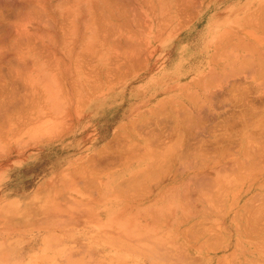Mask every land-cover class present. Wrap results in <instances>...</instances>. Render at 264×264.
<instances>
[{"label": "crops", "instance_id": "0c3cea01", "mask_svg": "<svg viewBox=\"0 0 264 264\" xmlns=\"http://www.w3.org/2000/svg\"><path fill=\"white\" fill-rule=\"evenodd\" d=\"M93 1L86 0L84 7L79 13V18L72 24L73 30L70 27V29L64 30L66 33H61L62 38L63 34H66L64 35L65 39L69 37L66 42L59 35L55 37L56 40L54 39L52 44L50 43L49 48L56 51L55 53L54 51L52 53L48 52V48L46 51V53L48 52V58L45 57L46 54H43L44 56L41 55L45 52L36 54L34 66L35 83L30 84V88H28L29 84H23L22 81L15 86L14 91H8L6 86L0 85V92L3 90L0 93V106L3 104L0 109V264H57L52 259L58 250L44 245V236L47 235L44 229H36L34 232L28 233H23L22 229L24 227L25 229L33 228L35 222L38 221L39 205H46L47 210L53 212L55 208L59 207L63 210L68 208L71 211H75L82 204L90 206L98 216L88 224H71L67 228L73 235H78L84 243L91 242V239L87 237L89 234L100 237V241L93 243V250L101 252L105 259L98 264H152V261L148 258L149 247L155 242H159L165 248L179 250L185 248L194 255L200 254L206 260V264H264V145L262 143L264 142V133L261 128H257L264 124V118L260 115V110L264 108V101L257 97L243 100L228 99L229 94L233 93L258 94L264 92V83H262L264 82L262 81L264 79V72L262 73L264 65H261L263 63L255 66L257 68L258 65H261L263 67L261 71L255 67H252L256 69L254 71L249 68V62L253 63L252 66H254V61H261L260 57L255 59L257 54L258 56L261 54L262 57L264 54V14L262 15V11L264 13V0H198V3L196 2L197 0H188L190 3H186L188 6L189 4L191 5L190 9L194 12L185 7V10L189 9L187 14L190 17H188L185 14L184 7L181 8L183 9L182 13L185 11L186 18L181 17L182 13L178 8L186 6L185 2L182 5L184 0H181L180 4L182 6H177L178 2H180L179 0H175L176 2L174 0H149L150 2L147 0L149 5H153L151 10L148 3L144 2V0H132L133 2L130 0H125V2L124 0H119L123 5L119 1L113 4V0H111V3L109 0H105L103 3V0H96V3L94 2L96 9L93 6ZM130 2L131 8H136L131 9L129 6V11L127 7ZM117 4H121L122 8L125 7L124 10ZM145 5L146 7H144ZM100 6L101 11L98 10ZM110 8L116 19L113 16L111 17L112 14H109ZM91 9H93L94 13H92ZM131 10L135 11V14ZM137 11L140 13L138 14ZM72 13L70 12V14ZM105 13L108 15L106 16ZM131 13H133L135 20H129V16H131L130 19L132 18ZM83 14L86 15L83 17ZM103 14L107 19L109 18L104 25H102L105 21ZM75 16L76 14L73 13L69 18L74 19ZM161 16H164L167 21L163 22V19L159 18ZM191 16L195 18L192 19ZM80 17L84 19V22L86 21L85 19H88L85 25ZM92 17L96 20L94 21ZM90 18L96 24L93 22V25H91L92 20ZM182 18L187 19L186 23L183 22L184 20L181 21ZM258 18L259 21H257ZM137 19H140L137 21L138 23L134 22ZM124 20H126V23ZM128 20L129 23L134 22L135 24L130 23V26V24H127ZM141 20L144 25L146 24L145 26L142 25L145 30L141 26L143 32L140 27L137 28ZM102 21L103 23H101ZM110 21H115V23ZM116 21L121 24L118 23V26ZM108 22L111 23L113 31L116 30V26L119 31L123 28L128 30L130 27V31H123V29L119 32L117 29L118 32L114 33L115 31L113 32L109 28ZM99 24L100 26L97 27L98 34L101 32L105 37L96 33L98 37H103V40L98 38L102 42L98 39L95 42L96 36H94L95 38L93 37V30ZM113 24H116V26L113 27ZM126 24L128 25L127 28ZM105 25L106 27L104 28H108V31L104 32L102 26ZM123 25L126 26L123 27ZM77 26L78 28H76ZM146 26L148 27V32L146 31ZM188 26L191 28L189 29ZM91 27L93 30L90 29ZM98 28H101L102 31ZM81 29L83 30L81 31ZM131 30H135L133 33L136 32V36ZM69 31L70 34H68ZM98 31L95 30L94 32ZM137 32L138 35L140 34V38H138L139 36L137 37ZM109 33H111L112 37L120 39V41H116L115 38H113L115 40H111L112 37H109ZM118 33H124V36ZM107 34L109 35L107 36ZM125 34L128 36H125ZM154 34L155 36H153ZM125 37L130 38L131 43L129 40L128 43ZM143 37L146 38L147 42ZM72 38L74 39L73 42ZM125 40L128 43L127 47L125 46L127 45ZM91 41H94V44L90 43ZM104 41L105 43H103ZM107 41H109L108 44H106ZM123 41L125 45H123ZM137 41L138 43H136ZM139 41L147 43V49L146 45L143 47L144 44L142 45ZM119 43L122 45L120 46ZM92 45H94V48H92ZM102 45L103 47L107 45V48L104 50ZM114 45L120 47L121 51H123V46H125L126 51L124 52L128 51L129 53L127 56L136 57H133L131 61L137 60L134 62L135 64L137 62L141 63H139L140 66L138 64L140 70L139 68H134V63L132 64L126 58L124 52L120 54L119 52L121 51L118 48L116 51V47H113ZM133 45H137V48L136 46L135 48L138 51L136 49L135 51L140 52V56L129 51V49L132 50L129 48L131 46L134 49ZM243 45L246 47H242ZM108 46L115 51L113 52V49ZM87 47L91 48L87 49ZM222 47H224V50ZM252 47L257 48V50L254 51L255 49L253 48V50ZM94 49L98 52L95 53ZM249 49L253 52V56H251ZM84 50L89 51L85 52ZM260 50L263 51L259 54ZM75 51L77 53L83 51L82 53L86 54L82 55L80 53V56L78 54L79 57L76 58ZM141 51H143L142 55L145 52L144 57L141 56ZM203 51L205 54H203ZM112 52L113 60L117 56H121V58H119L120 61L116 59L114 61L115 64L112 63L111 66H120L121 63L119 64V62L124 58L126 59L122 61L126 62L119 67L122 71L119 69L120 71L116 72L118 67L116 68L117 70L113 68L115 71L112 70V72H116L117 75H115L116 73L112 75L113 73L109 72L110 69L108 73L105 70L110 68L109 63L112 60V55H109V53L111 54ZM116 52L120 55L116 54L117 56H115ZM130 52L132 53L131 55ZM221 52H223L222 55H220ZM226 53L228 58H226L227 56L223 58ZM230 53H233V55H230ZM52 54H56L57 57L62 59L58 60L56 55L52 56ZM84 55L85 57L89 56L84 58ZM54 56L57 59H54ZM81 56L83 60L79 61ZM140 57H143L145 61H140L142 59ZM243 57L247 59H243ZM45 59L46 61L49 59L51 62L48 63ZM76 59L78 65L76 64ZM86 59L93 62L92 65L97 69L94 71L95 73L92 71L94 67H91L92 65H89V61H86ZM241 61H247L249 64L245 62L244 68L239 69L241 65L238 62ZM82 62L85 63L83 69L80 67L83 65ZM228 62H231V64L229 63L228 65ZM259 62L257 61V63ZM51 63L55 65L52 64V66L54 65L53 67L48 66ZM128 63L130 67H128ZM123 65L126 66L123 67L125 70L122 68ZM51 67L54 69L53 72L55 74L51 71ZM84 67L88 68V72ZM126 70L127 73L125 72ZM221 70H225L226 76L229 75V77H225L224 71L222 72ZM226 70H230L232 73L230 71L228 73ZM83 71L86 72L84 73ZM255 71L256 73L260 71L261 74H256ZM5 72L6 67L3 68V73ZM211 73H214V77L210 76ZM105 74H109V77H106ZM259 75H263V78ZM56 77H60V79ZM71 80H74L75 85L74 82L72 84ZM96 80L97 82H95ZM209 81L211 82L209 83ZM212 82H214L213 85H211ZM78 84L79 87L77 86ZM72 86L75 87V90ZM32 87L36 89L33 88L32 90ZM209 90L213 91L209 92ZM41 91L45 97L41 94ZM8 92L12 94H10L11 97ZM33 92H37L36 95ZM213 93L215 95L211 96ZM40 96L43 97L40 98ZM190 96H193L194 99H191ZM208 97H210V101ZM195 99L198 103L200 101L199 104L201 106L204 104L205 107H199L197 102L194 101ZM5 103H7L8 107L4 106ZM10 103L14 104L10 106ZM196 105L204 110L201 112L202 109H200V112H197L200 115L202 113V117H200L202 121L199 120L200 122H198L200 115L196 113L197 108H194ZM179 107L182 110H178ZM184 108L185 110H191L190 114L187 111V114L185 111L184 114ZM178 111L179 113L182 111L181 113L185 116L181 115V113L180 115L184 119L178 115ZM197 111L199 110L197 109ZM191 113L195 114L194 118L196 119L192 118L193 114L192 117L189 116ZM19 123L21 125L18 127ZM179 129L183 133H180L181 131L178 133ZM249 140H253L255 143L251 144L248 142ZM181 142L183 145L180 144ZM173 145H176V147ZM164 148L172 149L173 152ZM159 149L161 152L158 151ZM162 150L164 151L162 152ZM174 151L176 154L181 153L177 154L176 157ZM188 153L190 154L188 155ZM182 155L185 159L181 157ZM193 155L197 159L194 164H192L195 161ZM174 157H176V160H174ZM186 157H189L190 160ZM167 158L172 166L167 163ZM182 159L189 164V166L188 164L185 165L186 169L184 168L185 163H179ZM192 159L193 162H191ZM199 159H204V164L203 166L201 165L202 169L197 167V165L200 166L202 164ZM150 161L153 163L151 164ZM154 161H160L161 165L163 163L162 167L164 168ZM118 162L122 163L119 165ZM165 164L169 167L167 168ZM190 164H192V167H190ZM155 166H157V169ZM187 166L190 169H187ZM143 167L147 169L146 171L144 170L145 175L144 171L141 172ZM139 168L141 174L138 171ZM178 169H180V173ZM151 170H156L159 174L153 172L156 177L159 176L155 180L159 184H154L156 183L154 181L155 175H152L153 179L146 178L150 175L146 174L148 171L150 173ZM135 171H138V173ZM163 171H166L167 174H165L167 176L165 182V177L164 175L162 176ZM196 172H201L202 174L199 173V175ZM175 174L178 175L176 176ZM189 174L194 182L187 183ZM196 174L199 177L203 175L204 178L200 177L198 179L199 177ZM219 178L225 179L224 182H220L222 180H219ZM161 179L162 181L160 182L159 180ZM185 179H187V182L184 181ZM136 180L137 183H135ZM131 182L133 184H141V188L137 185L132 187ZM149 182H151V185H149ZM117 183H119V187L123 185L125 188L122 186L119 188ZM125 183L130 184V186L125 185ZM175 183L178 187L176 185L170 186V184ZM186 183L187 185H184ZM146 184L148 192L145 188L147 187ZM173 186L175 189L170 190L173 191L170 192L169 188L172 189ZM183 186L184 189L185 186L186 188L190 186V188L187 189L188 191H183ZM132 189L134 195L130 192ZM137 189L141 191L139 194ZM164 189L167 191L165 192V196L168 195L166 197L163 196ZM150 191H153V193L151 192L150 194ZM159 192H163V194L160 193V195ZM135 193H137L136 197ZM192 193L194 194L191 195ZM174 194H177V196L174 197ZM205 194L208 197H205ZM143 195L145 198H143ZM189 195H191L190 198ZM159 198L161 199L159 200ZM207 198L210 200L207 201ZM189 199L191 200L190 202ZM183 202L185 204H181ZM171 207H173L172 210ZM162 213L168 215V218L165 214L163 216ZM58 232L60 234V231ZM103 235L121 238L122 245L120 249L106 238H102L101 236ZM23 237H26L25 240H23ZM74 251L77 250L73 247L70 248L67 251L69 252L68 257L61 264H82L81 259L83 257L80 254L74 255Z\"/></svg>", "mask_w": 264, "mask_h": 264}, {"label": "bare ground", "instance_id": "6f19581e", "mask_svg": "<svg viewBox=\"0 0 264 264\" xmlns=\"http://www.w3.org/2000/svg\"><path fill=\"white\" fill-rule=\"evenodd\" d=\"M91 1H93V0H91ZM104 1H105V0H103L102 3H103ZM109 1H110V3L112 2L111 0H109ZM116 1L118 2L119 0H113L112 3L114 4V2H116ZM126 1H128V0H126ZM130 1H132V0H130ZM148 1H149V0H148ZM150 1H151V0H150ZM150 1H149V2H150ZM177 1H178V0H177ZM179 1H180V2H178L179 4H177V6H178V5H179V6H182L184 2H185V5H186V6L178 7V8L181 10V11H180V10L178 9L181 13H182V11H183V9H181V8L184 7V10H185L186 8H189V9L191 8V7H190L191 5L189 4V6H188L187 3H186V2H188V0H187V1H186V0L182 1V5L180 4V3H181V0H179ZM210 1H211V0H210ZM94 2L96 3V0H94L92 3L94 4ZM100 2H101V1H100ZM119 2H120V1H119ZM124 2H125V0H124ZM132 2H133V1H132ZM140 2H141V1H140ZM144 2L148 3V5H149V2H147V0H144ZM174 2H176V1L174 0ZM196 2L198 3V0H197ZM199 2H200V1H199ZM85 3H86V0H0V78H1V79H0V82L2 81V86H4V87L6 86V89H8L9 91H12V90L14 91V90H15V89H14L15 86L19 83V79H20L19 77H20V76L23 77V76L25 75V73H26V71H27L26 69L28 68L26 62H27L29 59H28L27 57L24 58V56H23V54H24V53H22V50H23V49L21 50V47L23 46V44H24V43L26 44V43H28V42H31V41L34 40V39H38V40L40 39L41 41H43V43H44V41H48V40H53V41H54L55 37H58L59 35L61 36V33H62V32H60V29H61V28L66 24V22L70 19V18L67 19V17H69L70 15H73V13H75V14H76L75 18H74V19H70V21L68 22V24H66V25H68V26L71 24L70 27H71V29H72V24H74V22L77 21V19L79 18V15H80L79 13H80L82 7H84ZM92 3H91V4H92ZM110 3H109V4H110ZM120 3L123 5L122 2H120ZM127 3H128V2H127ZM135 3H137V2H135ZM146 3H145V4H146ZM160 3H161V2H160ZM188 3H190V2H188ZM207 3H208V2H207ZM210 3H211V2H210ZM97 4H99V3H97ZM97 4H96V6H97ZM105 4H106V3H105ZM121 4H120V5L117 4V5L121 7ZM152 4H153V3H152ZM158 4H159V2H158ZM175 4H176V3H175ZM175 4H174V5H175ZM193 4H194V3H193ZM99 5H100V4H99ZM106 5L108 6V4H106ZM106 5H105V6H106ZM126 5H128V4H126ZM130 5H131V2L129 3V5H128V7H127V9H129V11H130V8H131ZM132 5L134 6V4H132ZM150 5H151V4H150ZM150 5H149V7H150V10H151V9L153 8V5H151V6H150ZM161 5H162V4H161ZM161 5H160V6H161ZM163 5H164V4H163ZM93 6H94V8L96 9L95 4H94ZM103 6H104V5H103ZM112 6H113V5H112ZM124 6H125V5H124ZM129 6H130V8H129ZM158 6H159V5H158ZM158 6H157V7H158ZM187 6H188V7H187ZM209 6H210V5H209ZM91 7H92V6H91ZM97 7H99V6H97ZM109 7H110V6H109ZM109 7H108V8H109ZM114 7H117V6H114ZM120 7H118V8H120ZM122 7H123V6H122ZM122 7H121V8H122ZM144 7H146V5H145ZM154 7H155V6H154ZM185 7H186V8H185ZM104 8H105V7H104ZM121 8H120V10H121ZM124 8H125V7H124ZM124 8H122V9L124 10ZM134 8H136V7H134ZM134 8H131V9H134ZM161 8H162V6H161ZM192 8H193V7H192ZM197 8H198V7H197ZM199 8H200V7H199ZM115 9H117V8H115ZM115 9H114V10H115ZM147 9H148V8H147ZM176 9H177V7H176ZM189 9H187V10H189ZM202 9H203V8H202ZM211 9H212V8H211ZM211 9H210V10H211ZM261 9H262V8H261ZM69 10H70V11H69ZM92 10H93V9H91V11H92ZM98 10L101 11V6H100V9H98ZM98 10H97V11H98ZM106 10H107V8H106ZM120 10H119V12H120ZM136 10H137V9H136ZM156 10H157V9H156ZM178 10H177V12H178ZM187 10H185L186 13H185V11H184L185 14H187V13L189 12V11L187 12ZM259 10H260V9H259ZM95 11H96V10H95ZM99 11H98V12H99ZM107 11H108V10H107ZM125 11H127V10L125 9ZM132 11H133V10H131V12H132ZM139 11H140V10H139ZM139 11H137L138 14L140 13ZM190 11H191V9H190ZM203 11L205 12V10H203ZM67 12H71V13L73 12V13L70 14L69 16H67ZM102 12H103V11H102ZM111 12H112V11H111V8H110V13H109V14H110V15L112 14L111 17L113 16V17H115V19H116V16H114V13H111ZM137 12H136V13H137ZM156 12H157V11H156ZM171 12H172V11H171ZM191 12H194V11L192 10ZM208 12H209V11H208ZM256 12H257V11H256ZM90 13H91V12H90ZM92 13H94V12L92 11ZM92 13H91V15H92ZM96 13H97V12H96ZM96 13H95V15H96ZM120 13H121V12H120ZM120 13H119V14H120ZM123 13H124V12H123ZM133 13L135 14V11H133ZM133 13H131V15H132ZM150 13H151V12H150ZM150 13H149V14H150ZM153 13H154V12H153ZM184 13H182V16H181L180 14H179V15H180L181 17H183V18H186L188 14L185 15ZM200 13H201V12H200ZM65 14H66V15H65ZM68 14H69V13H68ZM99 14H101V12H99ZM105 14H106V13H105ZM125 14H126V13H125ZM125 14H123V15H125ZM158 14H159V13H158ZM160 14H161V13H160ZM166 14H167V13H166ZM194 14H195V13H194ZM253 14H254V13H253ZM260 14H261V13L259 12V15H260ZM263 14H264V13H263V11H262V15H263ZM85 15H86V14H85ZM85 15L83 14V17H84ZM101 15H102V14H101ZM107 15H108V14H106V16H107ZM120 15H121V14H120ZM123 15H122V16H123ZM127 15H128V14H127ZM129 15H130V14H129ZM142 15H143V13H142ZM168 15H169V14H168ZM168 15H167V16H168ZM175 15H176V14H175ZM183 15H184L185 17H184ZM195 15H196V14H195ZM195 15H194V16H195ZM259 15H258V17L261 16V15H260V16H259ZM66 16H67V17H66ZM92 16H93V15H92ZM103 16H104V14H103ZM106 16L103 17V18H105V21H104V23H103V21L101 22V23H103L102 25H104L105 22H107V20H109V18L107 19ZM122 16H121V17H122ZM133 16H134V15H132V18H131V19H130L131 16H129V17H128L129 20L134 19L135 17L133 18ZM137 16H138V15H137ZM137 16H136V17H137ZM140 16H141V14H140ZM143 16L145 17V15H143ZM146 16H147V15H146ZM152 16H153V15H152ZM157 16H158V15H157ZM180 16H179V17H180ZM197 16H198V15H197ZM89 17H90V15L88 16V19H89ZM125 17H126V16H125ZM141 17H142V16H141ZM147 17H148V16H147ZM175 17H176V16H175ZM188 17H190V16L188 15ZM86 18H87V17H86ZM92 18H94V17H92ZM128 18H127V19H128ZM137 18H138V17H137ZM142 18H143V17H142ZM153 18H154V17H153ZM153 18H152V19H153ZM157 18H158V17H157ZM159 18H160V19H163V20H162L163 22H164V21H167V19H166L164 16H161V17H159ZM183 18L181 19V21L184 20L183 22L186 23L185 21H186L187 19H183ZM191 18L193 19V18H195V17H192V16H191ZM80 19H82V18L80 17ZM88 19H85V20L88 21ZM90 19H91V18H90ZM97 19L99 20V18H97ZM143 19H144V18H143ZM143 19H142V20H143ZM145 19L147 20V18H145ZM148 19H149V18H148ZM160 19H159V20H160ZM165 19H166V20H165ZM203 19H204V18H203ZM250 19H251V18H250ZM260 19H261V17H260ZM91 20H92V19H91ZM95 20H96V19L94 18V21H95ZM129 20H128V23H127V24L137 22V21L140 20V19H137L136 21H134V20H135V19H134V20H133L134 22H130V23H129ZM142 20H141L140 24L142 23ZM154 20H155V19H154ZM256 20H257V19H256ZM86 21H85V22H86ZM89 21H90V20H89ZM94 21L92 20V22H91L92 24H91V23H88V24L93 25V22H94ZM99 21H100V20H99ZM144 21H145V20H144ZM144 21H143V22H144ZM192 21H193V20H192ZM201 21H202V20H201ZM252 21H253V20H252ZM257 21H259V18H258ZM82 22L84 23V25L87 23V22H86V23L84 22V19H82ZM110 22H112V21H110ZM110 22H108L109 25L111 24ZM113 22L115 23V21H113ZM113 22H112V23H113ZM122 22H123V21H122ZM124 22L126 23V20H124ZM148 22H149V20H148ZM177 22H178V21H177ZM190 22H191V21H190ZM69 23H70V24H69ZM80 23H81V22H80ZM94 23L96 24V22H94ZM118 23L121 24L120 22H117V21H116V24H118ZM137 23H138V22H137ZM145 23H146V22H145ZM157 23H158V22H157ZM157 23H156V24H157ZM178 23H179V22H178ZM81 24H82V23H81ZM97 24H98V21H97ZM108 24L106 23V25H108ZM116 24H113L114 26H113V25H112V26L115 27ZM119 24H118V26H119ZM127 24H126V25H127ZM134 24H135V23H134ZM134 24H133V25H134ZM140 24H139V26H138L137 28L140 27V30H141V26L144 25V24H143V23H142L141 25H140ZM161 24H162V23H161ZM84 25H83V26H84ZM106 25H105V26H102V29H103L104 27H106ZM126 25H123V27H125ZM136 25H137V24H136ZM145 25H146V24H145ZM145 25H144V26H145ZM94 26H95V25H94ZM99 26H100V24H99V25H96V27H95V30H96V31H98V30H97V27H99ZM120 26H122V25H120ZM130 26H131V24H130ZM144 26H142L143 29H144ZM160 26H162V25H160ZM183 26H184V25H183ZM185 26H186V24H185ZM50 27H52V28H53V27H59L60 29L58 28V29H59L58 31L55 29V31L53 32V35H52V34H51L52 32H49V31H48V28H50ZM66 27H67V26H66ZM81 27H82V25H81ZM113 27H112V28H113ZM127 27H128V25L126 26V28H127ZM154 27H155V26H154ZM188 27H189V26H188ZM67 28H68V27H67ZM67 28H66V29H67ZM73 28H74V27H73ZM76 28H78V26H77ZM88 28H89V26H88ZM109 28L111 29V25H110ZM120 28L122 29V27H120ZM145 28H146V31L148 32V30H147L148 27L146 26ZM162 28H163V27H162ZM164 28H165V27H164ZM190 28H191V27H189V29H190ZM53 29H54V28H53ZM62 29H63V28H62ZM66 29H65V27H64L63 32H64V30L66 31ZM69 29H70V28H69ZM90 29L93 30L92 27H91ZM98 29H99V28H98ZM102 29L100 28L99 30L102 31ZM104 29H105V30H104ZM104 29H103V31L105 32L108 28H107V29L104 28ZM114 29H115V28H114ZM117 29H118V31H119V28H117V26H116V30H114L115 32H114L112 29H111V30H112L114 33H117V32H118ZM123 29H124V30H123ZM123 29H122L123 31H130V30H129L130 27H129L128 30H127V29L125 30V28H123ZM143 29H142V30H143ZM67 30H68V29H67ZM72 30H73V29H72ZM82 30H83V29H81V31H82ZM92 30H91V31H92ZM95 30H93V33L95 34V35L93 34V37L96 36V38L94 37V38L96 39V40H94L95 42L98 41V40H100V39H102L103 37H105V35L101 34V32H100V34H101V36H103V37H102V38H100V36L98 37V35H100V34H98L99 31H98V32H94ZM122 30H121V31H122ZM142 30H141V31H142ZM144 30H145V29H144ZM162 30H163V29H162ZM70 31H71V30H70ZM70 31H69V33H68V32H67V33L70 34ZM88 31H89V30H88ZM107 31H108V30H107ZM121 31H119V32H121ZM133 31H135V30H131L132 33H133ZM146 31H145V32H146ZM109 32H110V31H109ZM142 32H143V31H142ZM175 32H176V31H175ZM64 33H66V32H64ZM96 33H97L98 35H97ZM128 33H129V32H128ZM235 33H236V32H235ZM68 34H67V35H68ZM105 34H106V33H105ZM109 34H110V35H109ZM109 34H107V36L109 35V37H110V36H111V33H109ZM118 34H119V33H118ZM120 34L123 35L124 33H120ZM120 34H119V35H120ZM133 34H134V36H136V32H134ZM133 34H132V35H133ZM165 34H166V32H165ZM64 35H66V34H63V38H62V36L60 37V38H62V40L65 39V38H64V37H65ZM84 35H85V34H84ZM139 35H140V34H139ZM139 35H138V32H137V37H138ZM163 35H164V34H163ZM235 35H236V34H235ZM82 36H83V35H82ZM107 36H106V37H107ZM123 36H124V35H123ZM125 36H128V35L125 34ZM149 36H150V35H149ZM151 36H152V35H151ZM153 36H155V34H154ZM66 37H67V36H66ZM109 37H107V38L109 39ZM111 37H112V36H111ZM129 37H130V36H129ZM67 38H69V37H67ZM67 38L65 39V42H66ZM98 38H100V39H98ZM113 38H115V37L113 36V37L111 38V40H115V39H116V41H118V42L120 41V39L118 40L117 38H115V39H113ZM122 38H123V37H122ZM125 38L127 39V42H128V40H129V42H130V38H131V37H130L129 39H128V37H125ZM132 38H133V37H132ZM138 38H140V36H139ZM143 38H144L145 41H146V38H145V37H143ZM143 38H142V39H143ZM97 39H98V40H97ZM144 39H143V40H144ZM154 39H155V38H154ZM224 39H225V38H224ZM55 40H56V39H55ZM73 40H74V39L72 38V42H73ZM102 40H103V39H102ZM111 40H110V41H111ZM140 40H141V39H140ZM83 41H84V40H83ZM94 41H93V42L91 41L90 43H93V44H94ZM100 41H101V40H100ZM135 41H136V40H135ZM141 41H142V40H141ZM141 41H139V42L141 43ZM34 42H36V41L34 40ZM51 42H52V41H51ZM101 42H102V41H101ZM113 42H114V41H113ZM127 42H126V40H125V43L127 44V45H125V44H124V41H123V45H125L126 47L128 46V43H129V42H128V43H127ZM146 42H147V41H146ZM156 42H157V41H156ZM240 42H241V41H240ZM240 42H239V44H241ZM31 43H33V42H31ZM36 43H37V42H36ZM39 43H40V41H39ZM43 43H42V44H43ZM45 43H46V42H45ZM55 43H56V41H55ZM62 43H63V42H62ZM74 43H75V41H74ZM74 43H73V44H74ZM81 43H82V41H81ZM103 43H105V41H104ZM103 43H102V44H103ZM108 43H109V41L106 42V44H108ZM130 43H131V42H130ZM132 43L134 44V42H132ZM136 43H138V41H137ZM149 43H150V41H149ZM242 43H244V42H242ZM247 43H248V42H247ZM37 44H38V43H37ZM46 44H47V43H46ZM51 44H52V43H51ZM60 44H61V42H60ZM84 44H85V43H84ZM95 44H96V43H95ZM141 44H142V45L144 44L143 47H145V45H146L147 43H144V42H143V43H141ZM29 45H30V43H29ZM33 45H34V44H33ZM33 45H32V46H33ZM81 45H83V44H81ZM85 45H86V44H85ZM96 45H97V44H96ZM99 45H101V43H99ZM112 45H113V43H112ZM119 45L121 46L122 44L119 43ZM129 45H130V44H129ZM149 45H150V44H149ZM246 45H247V44H246ZM39 46H40V45H39ZM49 46H50V45H49ZM83 46H84V45H83ZM87 46H88V45H87ZM90 46H91V44H90ZM93 46H94V45H92V48H94ZM97 46H98V45H97ZM104 46H105V47H103V45H102V47H103L104 50H105V48H107V45H104ZM117 46H118V44H117ZM117 46H115V45L113 46L114 48L116 47V48H115L116 51H117V48L120 49V47H117ZM125 46H123V49H122L123 51H121V49H120V51H121V52H119L120 54H121L122 52L126 51V50H125L126 48H124ZM133 46H134V49H133L132 46L129 47V48H131L133 51L130 50V49H129V51H131V52L134 53V54L137 53V54H135V55L140 56V55H139L140 52H136V51H135V49L137 48V45H133ZM135 46H136V48H135ZM240 46H241V45H240ZM244 46H245V45H243L242 47H244ZM248 46H251V45H248ZM248 46H247V48H248ZM27 47H28V46H27ZM27 47L25 46V48H27ZM29 47H31V46H29ZM35 47H36V45H35ZM37 47H38V46H37ZM37 47H36V48H37ZM52 47H53V46H52ZM88 47H89V46H88ZM88 47H87V49H90V48H91V47H90V48H88ZM99 47H100V46H99ZM108 47H110V46H108ZM139 47H140V46H139ZM139 47H138V48H139ZM149 47H150V46H149ZM245 47H246V46H245ZM22 48H23V47H22ZM36 48H35V49H36ZM39 48H40V47H39ZM44 48L46 49V48H47V45H46V47H44ZM44 48H41V49H44ZM58 48H59V47H58ZM62 48H63V47H62ZM96 48H97V47H96ZM103 48H102V49H103ZM222 48H223V50H224V47H222ZM222 48H221V49H222ZM247 48H246V49H247ZM253 48H254V47H252V49H253ZM29 49L31 50V48H29ZM32 49H33V51H36V50H34V48H32ZM41 49H40V50H41ZM110 49H113V48L110 47ZM146 49H147V45H146ZM153 49L155 50V48H153ZM157 49H158V48H157ZM254 49H255V48H254ZM254 49H253V50H254ZM38 50H39V49H38ZM38 50H37V51H38ZM40 50H39V51H40ZM47 50H48V49H47ZM47 50H45V53H42V54H41V55L46 54V56H45L46 58H48V55H47L48 52L52 53V51H54V50H51V48H49V51L46 53ZM100 50H101V49H100ZM115 50L113 49V52H114ZM127 50H128V48H127ZM136 50H137V49H136ZM140 50H141V47H140ZM142 50H143V49H142ZM154 50H153V51H154ZM243 50H244V49H243ZM243 50H242V51H243ZM250 50H251V49H249V51H250ZM256 50H257V48H256L254 51H256ZM25 51L27 52V49H26ZM25 51H23V52H25ZM39 51H38V52H39ZM65 51H66V50H65ZM84 51H85V50H84ZM86 51L88 52L89 50H86ZM86 51H85V52H86ZM94 51H95V53L98 52V51L95 50V49H94ZM101 51H102V50H101ZM111 51H112V50H111ZM118 51H119V50H118ZM137 51H138V50H137ZM143 51H144V50H143ZM143 51H141V56H143V55L145 54V52H144V54L142 55ZM225 51H226V50H225ZM235 51H236V50H235ZM261 51H263V50H260V51H259V54H260ZM55 52H56V51H54V53H55ZM75 52H76V51H75ZM79 52H80V51H79ZM82 52H83V51H82ZM82 52H80V53H82ZM91 52H92V51H91ZM91 52H90V53H91ZM106 52H107V51H106ZM113 52H112L111 54L109 53V55H112V56H111V57H112V60H110V63H109V64H110V68H108V66H107L108 69H105V70H107V72L104 71V70H102V71H104V72H106V73H108L109 69H110V71H109L110 73H111L112 70H114V69L117 70V69H116L117 67H118V71H116V72H119L120 70L122 71V69L119 68V67H121V64H122V63H125V62H126V61H125V62H122V61L125 59V58L123 59V55H122V59H123V60L121 59L122 61L119 62V64L121 63L120 66H117V67H115V66H111V64L114 63V61H115L116 59L119 60V58H121V56L118 57V56L116 55V54L120 55L118 52H116L114 55L117 56L118 58L116 57V59L113 60V58H114V57H113ZM131 52H130V55L132 54ZM149 52H150V51H149ZM203 52H204V51H203ZM250 52H251V51H250ZM33 53H34V52H33ZM35 53H36V52H35ZM40 53H41V52H40ZM40 53H39V54H40ZM80 53H77V52H76V55H75L76 58L80 56ZM124 53H125V52H124ZM126 53H128V51H127ZM126 53H125L124 55H126V58H128L132 64H133L135 61H137V60L134 59L135 61L132 62L131 60H132V58L135 57V56H133V57H130V56H129V57H130V58H129V57L127 56V55H129V53H128V54H126ZM150 53H151V52H150ZM216 53H217V52H216ZM227 53H228V52H227ZM227 53H226V55H225V54L223 55V58H225L224 56H227ZM252 53H253V52H251V56H253ZM254 53H255V52H254ZM262 53H263V52H262ZM36 54H37V53H36ZM74 54H75V53H74ZM78 54H79V56H78ZM83 54H86V53H82V55H83ZM92 54H94V53H92ZM100 54H101V52H100ZM151 54H152V53H151ZM201 54H202V53H201ZM203 54H205V52H204ZM222 54H223V52H221L220 55H222ZM243 54L245 55V53H243ZM24 55L26 56V53H25ZM49 55H50V54H49ZM53 55H56V54H52V56H53ZM95 55H97V54H95ZM147 55H148V54H147ZM207 55H208V54H207ZM228 55H229V54H228ZM230 55H233V53H230ZM230 55H229V56H230ZM239 55L243 56L242 54H239ZM43 56H44V55H43ZM50 56H51V55H50ZM50 56H49V57H50ZM58 56H59V55H58ZM60 56H61V55H60ZM87 56H89V55H87ZM87 56L85 57V55H84L83 57H84V58H87ZM203 56H205V55H203ZM245 56H246V55H245ZM45 57H44V58H45ZM54 57H55V56H54ZM56 57H57V55H56ZM56 57H55L54 59H57V58H58V60L60 59L59 57H57V58H56ZM92 57H93V56H92ZM143 57H144V56H143ZM143 57H140V58H142V59H140V61H142V60L145 61V59H144ZM149 57H150V56H149ZM149 57H148V59H149ZM152 57H153V56H152ZM213 57H215V56H213ZM230 57H231V56H230ZM246 57H247V56H246ZM246 57H243V59H247ZM259 57H260V59H261V61H260V60H257L258 62L260 61L259 63H257V61H254L255 65L252 66L253 63L249 62V63H250L249 66H250V67H249L248 65H246V66H248L249 68H252V67H255L256 64L263 63V64H261V65H264V62H263V60H264V54H263V57L261 56V54H260V56H258V54H257V58H255V59H259ZM50 58H51V57H50ZM50 58H49V59H50ZM94 58H96V57H94ZM94 58H93V59H94ZM98 58H99V57H98ZM102 58H103V57H102ZM135 58H136V57H135ZM137 58H138V57H137ZM226 58H228V56H227ZM241 58H242V57H241ZM27 59H28V60H27ZM49 59H48V60H49ZM61 59H62V58H61ZM61 59H60V60H61ZM80 59H81V60H79V61H82V60H83V59H82V56H81ZM88 59H89V58H88ZM88 59H86V61H87ZM90 59H91V58H90ZM128 59H127V61H129ZM30 60H32V59H30ZM48 60L46 61V59H45L46 62L50 63L51 61H50V60L48 61ZM51 60H52V59H51ZM58 60H57V62H58ZM72 60H73V59H72ZM91 60H92V59H91ZM91 60H90V61H91ZM125 60H126V59H125ZM138 60H139V59H138ZM233 60H235V59H233ZM239 60H240V59H239ZM239 60H238V61H239ZM73 61H74V60H73ZM86 61H85V63H86ZM88 61H89V60H88ZM90 61H89L88 63H89V65H92L93 62H92V61L90 62ZM94 61H95V59H94ZM111 61H113V62H111ZM119 61H120V60H119ZM217 61H218V60H217ZM236 61H237V60H236ZM236 61H235V62H236ZM28 62H29V61H28ZM31 62H32V61H31ZM55 62H56V61H55ZM63 62H64V61H63ZM108 62H109V61H108ZM116 62H117V61H116ZM148 62H149V61H148ZM155 62H156V61H155ZM211 62H212V61H211ZM218 62H219V61H218ZM245 62L247 63V61H245ZM245 62H242V61H241V62H238L239 65H241V67H239V69L242 68V67L246 64ZM29 63H30V62H29ZM65 63H66V62H65ZM65 63H63V64H65ZM79 63H80V62H79ZM82 63H83V62H82ZM85 63H83V65L81 64L82 66H80V67H82V69H83V66H85V65H84ZM139 63H140V62H137V63H136V64H137V66H136L137 68L135 67L136 64H135V63L133 64V66H134L135 69H138V68H139V70H140V67H139V66H140L141 63H140V64H139ZM153 63H154V61H153ZM202 63H203V62H202ZM202 63H201V64H202ZM229 63L231 64V62H228V65H229ZM242 63H243V64H242ZM249 63H247V64H249ZM52 64H54V63H51V65L48 64V66H52ZM63 64H62V65H63ZM76 64L78 65V63H77V59H76ZM114 64H115V63H114ZM128 64H129V63H128ZM128 64H127V65H128ZM138 64H139V66H138ZM146 64H147V63H146ZM154 64H155V63H154ZM211 64H212V63H211ZM215 64H216V63H215ZM226 64H227V63H226ZM232 64H233V62H232ZM54 65H55V64H54ZM54 65H53V66H54ZM72 65H73V64H72ZM74 65H75V64H74ZM87 65H88V64H87ZM116 65H118V64H116ZM124 65H125V64H124ZM124 65L122 66V68H123V67H126V66H124ZM143 65H144V64H143ZM202 65H203V64H202ZM261 65H258L257 68H256V67H255V68H256L257 70L260 69V71H261L262 68L264 67V66L262 67ZM29 66H30V65H29ZM41 66H42V65H41ZM53 66H52V67H53ZM58 66H59V63H58ZM141 66H142V65H141ZM162 66H163V65H162ZM197 66H198V65H197ZM234 66H235V63H234ZM246 66H245V67H246ZM259 66H261V67L258 68ZM4 67H6V72H5L6 74L3 73V68H4ZM52 67H51V71L53 72L54 69H53ZM63 67H64V66H63ZM86 67H87V66H86ZM86 67H84V68H85V70L87 71L88 68H86ZM89 67H90V66H89ZM91 67H94V65H92ZM128 67H130V64H129ZM128 67H127V69H128ZM149 67H150V66H149ZM160 67H161V66H160ZM219 67H220V66H219ZM228 67H229V66H228ZM30 68H31V70H33L32 67H30ZM46 68H48V67L46 66ZM113 68H114V69H113ZM134 68H133V69H134ZM141 68H142V67H141ZM145 68H146V67H145ZM232 68H233V66H232ZM232 68H231V69H232ZM243 68H244V67H243ZM24 69H25L26 71H24ZM28 69H29V68H28ZM48 69H49V68H48ZM52 69H53V70H52ZM55 69H56V68H55ZM89 69H91V68H89ZM119 69H120V70H119ZM123 69H124V68H123ZM129 69H130V68H129ZM135 69H134V70H135ZM142 69H143V68H142ZM201 69H202V68H201ZM229 69H230V67H229ZM256 69L252 68L251 70L254 71V70H256ZM77 70H78V69H77ZM96 70H97V69H95V67H94V70H92L93 73H95L94 71H96ZM115 70H114V71H115ZM124 70H125V69H124ZM124 70H123V71H124ZM148 70H149V69H148ZM154 70H155V69H154ZM212 70H213V68H212ZM212 70H211V71H212ZM232 70H233V69H232ZM249 70H250V69H249ZM263 70H264V69H263ZM263 70H262V73L264 72ZM86 71H85V72H86ZM152 71H153V70H152ZM200 71H201V70H200ZM218 71H219V70H218ZM218 71H217V72H218ZM221 71H222V70H221ZM223 71H224V72H223ZM223 71H222V72L224 73L225 77H227V76L229 77V75L226 76V72H225V70H223ZM226 71H227L228 73L231 72L230 70H226ZM229 71H230V72H229ZM260 71H259V73H260ZM24 72H25V73H24ZM27 72H28V71H27ZM68 72H69V71H68ZM83 72H84V71H83ZM85 72H84V73H85ZM87 72H88V71H87ZM116 72H115V73H116ZM125 72L127 73V70H126ZM125 72H124V73H125ZM133 72H134V71H133ZM146 72H147V71H146ZM222 72H221V73H222ZM257 72H258V71H257ZM23 73H24V75H23ZM91 73H92V72H91ZM99 73H100V72H99ZM99 73H98V74H99ZM110 73H109V74H110ZM112 73H113L112 75L115 74L114 72H112ZM120 73H121V72H120ZM208 73H209V72H208ZM231 73H232V72H231ZM255 73H256V71H255ZM255 73H254V75L259 74V73H256V74H255ZM4 74H5V75H4ZM7 74H8V75H7ZM26 74H27V73H26ZM53 74H55V73L53 72ZM109 74H105L106 77H109ZM204 74H205V73H204ZM260 74H261V73H260ZM19 75H20V76H19ZM62 75H63V74H62ZM89 75H90V72H89ZM89 75H87V76H89ZM94 75H95V74H94ZM96 75H97V73H96ZM96 75H95V76H96ZM99 75H100V74H99ZM105 75H104V76H105ZM112 75H110V76H112ZM115 75H117V73H116ZM162 75H164V74H162ZM215 75H216V74H215ZM224 75H223V76H224ZM263 75H264V74H263ZM263 75H259V76H260V77L262 76L261 78H263ZM65 76H67V75H65ZM73 76H74V75H73ZM73 76H72V78H73ZM104 76H103V77H104ZM124 76H125V75H124ZM133 76H134V75H133ZM137 76H138V75H137ZM143 76H144V75H143ZM210 76H211V77H214V73H211ZM219 76H220V75H219ZM8 77H9V79H6V78H8ZM24 77H25V76H24ZM26 77H27V75H26ZM92 77H93V75H92ZM99 77H100V76H99ZM106 77H104V78H106ZM119 77H120V76H119ZM164 77H165V76H164ZM197 77H198V76H197ZM216 77H217V76H216ZM220 77H221V76H220ZM220 77H219V78H220ZM225 77H224V79H225ZM56 78L60 79V77H56ZM114 78H115V77H114ZM125 78H126V77H125ZM130 78H132V77H130ZM73 79H75V78H73ZM121 79H122V78H121ZM123 79H124V78H123ZM128 79H129V78H128ZM213 79H215V78H213ZM216 79H217V78H216ZM221 79H222V77H221ZM106 80H107V79H106ZM190 80H191V79H190ZM227 80H228V78H227ZM71 81H72V84H73L74 80H71ZM101 81H102V80H101ZM205 81H206V80H205ZM262 81H264V79H262ZM20 82H21V80H20ZM95 82H97V80H96ZM186 82H187V81H186ZM210 82H211V81H209V83H210ZM24 83H25V82H24ZM26 83H27V82H26ZM61 83H62V82H61ZM69 83H70V82H69ZM90 83H91V81H90ZM92 83H93V82H92ZM152 83H153V82H152ZM213 83H214V82H212L211 85H213ZM262 83H264V82H262ZM58 84H59V83H58ZM108 84H109V83H108ZM193 84H194V83H193ZM0 85H1V84H0ZM21 85H22V84H21ZM69 85L71 86V84H69ZM74 85H75V82H74ZM74 85H73V86H74ZM188 85H189V84H188ZM190 85H191V84H190ZM214 85H215V84H214ZM25 86L27 87V85H25ZM29 86H30V84L28 85V88L31 87V86H30V87H29ZM34 86H35V85H34ZM73 86H72V87H73ZM77 86L79 87V84H78ZM92 86H93V85H92ZM89 87H90V86H89ZM146 87H147V86H146ZM193 87H194V86H193ZM195 87H196V86H195ZM2 88H3V87H2ZM18 88H19V87H18ZM18 88H17V89H18ZM28 88H27V89H28ZM33 88H34V87H32V90H33ZM37 88H38V86H37ZM74 88H75V87H73V89H74ZM143 88H144V87H143ZM34 89H36V88H34ZM84 89H85V88H84ZM90 89H91V88H90ZM92 89H94V88H92ZM198 89H199V88H198ZM29 90H30V89H29ZM38 90H41V89H38ZM74 90H75V89H74ZM138 90H139V89H138ZM215 90H216V89H215ZM215 90H214V91H215ZM2 91H3V90H2ZM2 91H1V92H2ZM212 91H213V90H209V92H212ZM218 91H219V90H218ZM1 92H0V93H1ZM17 92H18V91H17ZM34 92H35V91H34ZM34 92H33V94L36 95L37 92H36V93H34ZM63 92H64V90H63ZM209 92H208V93H209ZM216 92H217V91H216ZM222 92H223V91H222ZM222 92H221V93H222ZM14 93H15V92H14ZM198 93H199V92H198ZM208 93H207V94H208ZM8 94H9V92H8ZM10 94H11V93H10ZM10 94H9V96H10ZM28 94H29V93H28ZM30 94H32V93H30ZM38 94H39V93H38ZM41 94H43L42 91H41ZM200 94H201V93H200ZM11 95H12V94H11ZM20 95H22V94H20ZM35 95H34V97H35ZM73 95H74V94H73ZM191 95H192V94H191ZM213 95H215V93L211 94V96H213ZM1 96H2V95H1ZM9 96H8V97H9ZM32 96H33V95H32ZM37 96H38V95H37ZM43 96L45 97L44 94H43ZM43 96H40V98L43 97ZM188 96H189V95H188ZM197 96H199V95H197ZM208 96H209V95H208ZM211 96H210V97H211ZM2 97H3V96H2ZM10 97H11V96H10ZM190 97H191V96H190ZM192 97H193V96H192ZM192 97H191V99H194V97H193V98H192ZM202 97H203V95H202ZM210 97H208V100H209V101H210V99H209ZM216 97H217V96H216ZM3 98H4V97H3ZM36 98H38V97H36ZM82 98H83V97H82ZM187 98H188V97H187ZM217 98H219V97H217ZM235 98H236V97H235ZM239 98H240V97H239ZM14 99H15V98H14ZM27 99H28V98H27ZM32 99H33V98H32ZM196 99H198V98L196 97ZM196 99H195L194 101L197 102ZM212 99H213V97H212ZM212 99H211V102H212ZM220 99H221V97H220ZM1 100H2V99H1ZM22 100H23V99H22ZM29 100H30V99H29ZM29 100H28V101H29ZM199 100H200V99H199ZM231 100H232V99H231ZM6 101H8V100H6ZM11 101H12V100H11ZM13 101H14V100H13ZM34 101H35V100H34ZM194 101H193V102H194ZM205 101H206V99H205ZM221 101H222V100H221ZM2 102H3V101H2ZM4 102H5V101H4ZM196 102H195V103H196ZM207 102H208V101H207ZM28 103H29V102H28ZM35 103H36V101H35ZM42 103H43V102H42ZM42 103H41V104H42ZM199 103H200V101H199ZM199 103L197 102V104L199 105V107H202V106L205 107V105L203 104V102H202V104H203L202 106H201ZM209 103H210V102H209ZM224 103H225V101H224ZM6 104H7V103H5L4 106H5ZM13 104H14V103H12V104L10 103L9 105L12 106ZM207 104H208V103H207ZM2 105H3V104H2ZM2 105H1V106H2ZM19 105H20V104H19ZM198 105H196V107H194V108H197V109L199 110V111H197V109H196V113H197V112H200V109L203 108V107H202V108H198ZM1 106H0V109H1ZM6 106H7V105H6ZM28 106H29V105H28ZM7 107H8V106H7ZM43 107H44V106H43ZM183 107H185V106H183ZM183 107H182V108H183ZM12 108H13V107H12ZM12 108H11V110H12ZM15 108H16V107H15ZM17 108H20V107H17ZM22 108H23V107H22ZM187 108H188V107H187ZM3 109H4V108H3ZM23 109H26V108H23ZM23 109H22V110H23ZM28 109H29V108H28ZM172 109H173V108H172ZM180 109H181V107H179L178 110H180ZM4 110L6 111V109H4ZM181 110H182V109H181ZM188 110H189V109H186V110H185V108H184V109H183V113H184V111H185V112L187 111L188 113L191 111V110H189V111H188ZM1 111H2V110H1ZM16 111H18V110H16ZM16 111H15V112H16ZM24 111H25V110H24ZM175 111H177V110H175ZM202 111H204V110L202 109L201 112H202ZM3 112H4V111H3ZM19 112H20V111H19ZM181 112H182V111H180V113H181ZM187 112H186V114H187ZM0 113H1V112H0ZM20 113H21V112H20ZM161 113H162V112H161ZM178 113H179V111H178ZM180 113H179L178 115H180ZM183 113H181V115H182ZM203 113H205V112H203ZM207 113H208V112H207ZM24 114H25V112H24ZM163 114H164V113H163ZM184 114H185V113H184ZM184 114H183V115H184ZM189 114H190V113H189ZM192 114H193V113H191V115H189V116L192 117ZM197 114H198V113H197ZM209 114H210V112H209ZM12 115H14V114H12ZM15 115H16V113H15ZM21 115H22V113H21ZM181 115H180V117H181L182 119H184V117L181 116ZM193 115H194V116H193L192 118H193V119H196V118H194V117H195V114H193ZM198 115H200V114H198ZM201 115H202V113H201ZM201 115L198 117V122L202 121L201 118H200V117H202ZM203 115H204V114H203ZM8 116H10V115H8ZM162 116H163V115H162ZM184 116H185V115H184ZM0 117H1V116H0ZM13 117H14V116H13ZM3 118H4V117H3ZM157 118H158V117H157ZM162 118H163V117H162ZM199 118H200V119H199ZM27 119H28V118H27ZM12 120H13V119H12ZM162 120H163V119H162ZM173 120H174V119H173ZM199 120H200V121H199ZM159 121H160V120H159ZM194 121H195V120H194ZM14 122H15V120H14ZM21 123H22V122H21ZM23 123H24V122H23ZM183 123H185V121H183ZM6 124H7V123H6ZM14 124H15V123H14ZM185 124H186V123H185ZM185 124H184V125H185ZM198 124H200V123H198ZM17 125H18V124H17ZM20 125H21V124L19 123L18 127H19ZM201 125H202V124H201ZM204 125H205V124H204ZM3 127H4V126H3ZM144 127H145V126H144ZM147 128H149V127H147ZM176 129H177V128H176ZM184 129H185V128H184ZM203 129H205V128H203ZM16 130H17V129H16ZM138 130H139V129H138ZM207 130H208V129H207ZM14 131H15V129H14ZM179 131H181V129L178 130V133H179ZM147 132H148V131H147ZM149 132H150V131H149ZM206 132L208 133V131H206ZM2 133H3V132H2ZM178 133H177V134H178ZM180 133H183V132L181 131ZM172 134H173V133H172ZM175 134H176V133H175ZM151 135H152V134H151ZM191 135H192V134H191ZM178 136H179V135H178ZM180 136H181V135H180ZM181 137H182V136H181ZM184 138H185V137H184ZM181 140H182V139H181ZM181 140H178V141H181ZM184 140H185V139H184ZM127 141H128V140H127ZM172 141H173V140H172ZM150 142H151V141H150ZM120 143H121V142H120ZM166 143H167V142H166ZM116 144H117V143H116ZM135 144H136V143H135ZM151 144H152V143H151ZM167 144H169V143H167ZM180 144L183 145L182 142H181ZM153 145H154V144H153ZM149 146H150V145H149ZM167 146H168V145H167ZM173 146L176 147V145H173ZM177 146H178V145H177ZM186 146H187V145H186ZM189 146H190V145H189ZM153 147H154V146H153ZM159 147H160V145H159ZM162 147H163V146H162ZM181 147H182V146H181ZM133 148H134V147H133ZM168 148H169V147H168ZM168 148H164V149L167 150ZM244 148H245V147H244ZM153 149H154V148H153ZM175 149H176V148H175ZM192 149H193V148H192ZM168 150L171 151L172 149H171V150L168 149ZM243 150H244V149H243ZM243 150H242V151H243ZM143 151H144V149H143ZM150 151H152V150H150ZM158 151H160V149H159ZM163 151H164V150H162V152H163ZM181 151H182V150H181ZM144 152H145V151H144ZM154 152H155V151H154ZM160 152H161V151H160ZM171 152H173V150H172ZM174 152H175V151H174ZM182 152H183V151H182ZM147 153H148V151H147ZM179 153H181V152H179ZM179 153H177V154H179ZM196 153H197V152H196ZM241 153H242V152H241ZM122 154H123V153H122ZM145 154H146V152H145ZM152 154H153V153H152ZM156 154H157V153H156ZM165 154H166V153H165ZM165 154H164V155H165ZM167 154H168V153H167ZM169 154H170V153H169ZM175 154H176V152H175ZM177 154L175 155L176 157H177ZM189 154H190V153H188V155H189ZM141 155H142V154H141ZM183 155H184V152H183ZM183 155H182L181 157H182L183 159H185V157H183ZM191 155H192V154H191ZM261 155H262V154H261ZM154 156H155V155H154ZM154 156H153V157H154ZM158 156H159V154H158ZM102 157H103V156H102ZM104 157H105V156H104ZM136 157H137V156H136ZM162 157H164V156H162ZM167 157H168V156H167ZM176 157H174V158H175L174 160H176ZM179 157H180V155H179ZM155 158H156V156H155ZM155 158H153V159H155ZM158 158H160V157H158ZM158 158H157V159H158ZM165 158H166V157H165ZM171 158H172V157H171ZM186 158H189V157H186ZM193 158H194L195 161L193 162V159H192V161H191V162H193L192 164L196 163V161H197L195 155H193ZM198 158H199V157H198ZM153 159H152V160H153ZM157 159H156V160H157ZM162 159H163V158H162ZM179 159H180V158H179ZM179 159H178V160H179ZM183 159H182V161H179V163H181V162L185 163V162H184L185 160L183 161ZM105 160H106V159H105ZM156 160H155V161H156ZM164 160H165V159H164ZM166 160H168V158H167ZM171 160H172V159H171ZM188 160H190V158H189ZM199 160L202 162V164H200V166L197 165L198 168L201 167V165L203 166V164H204V159H203V160L199 159ZM234 160H235V159H234ZM237 160H239V159H237ZM132 161H133V159H132ZM155 161H154V162H155ZM160 161H161V159H160ZM160 161H159V162H155V163H159V164H160ZM186 161H187V160H186ZM208 161H209V160H208ZM212 161H213V160H212ZM98 162H99V161H98ZM110 162H111V161H110ZM123 162H124V161H123ZM127 162H128V161H127ZM129 162H130V161H129ZM162 162H163V161H162ZM162 162H161V163H162ZM164 162H166V161H164ZM191 162H189V163H191ZM215 162H216V161H215ZM238 162H239V161H238ZM101 163H102V162H101ZM118 163H119V162H118ZM120 163H122V162H120ZM120 163H119V165H120ZM150 163L152 164L153 162L150 161ZM167 163H168V164H171V162L169 163V160H168ZM173 163H174V161H173ZM205 163H207V162H205ZM233 163H234V162H233ZM233 163H232V164H233ZM174 164H175V163H174ZM186 164H188V163H185V164H184V168H185V165H186ZM192 164H190V167H192ZM210 164H211V163H210ZM108 165H109V164H108ZM112 165H113V164H112ZM156 165H158V164H156ZM162 165H163V163H162ZM162 165L160 164L161 167H162ZM177 165H178V164H177ZM179 165H180V164H179ZM233 165H234V164H233ZM96 166H97V165H96ZM110 166H111V165H110ZM147 166H149V165L147 164ZM147 166H145V167H147ZM151 166H152V165H151ZM153 166H154V165H153ZM165 166H166V164H165ZM171 166H172V164H171ZM171 166H170V167H171ZM188 166H189V164H188ZM188 166H187V169H190ZM228 166H229V165H228ZM156 167H157V166H155V168H156ZM166 167H167V166H166ZM168 167H169V166H168ZM168 167H167V168H168ZM180 167H181V165H180ZM194 167H195V166H194ZM221 167H222V166H221ZM221 167H220V168H221ZM224 167H226V166H224ZM235 167H236V165H235ZM101 168H102V167H101ZM149 168H150V167H149ZM151 168H152V167H151ZM162 168H164V167H162ZM167 168H166V170H168ZM178 168H179V166H178ZM181 168H182V167H181ZM198 168H197V169H198ZM216 168H217V167H216ZM222 168H223V167H222ZM227 168H228V167H227ZM238 168H239V166H238ZM242 168H243V167H242ZM104 169H105V168H104ZM141 169H142V167H141ZM147 169H148V167H147ZM147 169H146V168L144 169V167H143V170H141V172L144 171V170L146 171ZM153 169H154V168H153ZM156 169H157V168H156ZM159 169H160V168H159ZM182 169H183V168H182ZM185 169H186V168H185ZM201 169H202V167H201ZM93 170H94V169H93ZM162 170H165V169H162ZM174 170H175V169H174ZM179 170H180V169H178V172H179ZM138 171H139V173L141 174V172H140V168H139ZM138 171H135V172L138 173ZM145 171H144V175H145ZM160 171H161V170H160ZM183 171H184V170H183ZM210 171H211V170H210ZM96 172H97V171H96ZM100 172H101V171H100ZM135 172H134V173H135ZM153 172L155 173L156 170H155V171L151 170L150 173H149V171H148V173H147L146 175H148V174H150V175H148L146 178L153 179L152 175H155ZM164 172H165V173H164ZM206 172H207V171H206ZM134 173H133V174H134ZM151 173H153V174H151ZM156 173H157V172H156ZM163 173H164V174H163ZM163 173H162V176L164 175L165 178H164V177H162V178H164V182H165V181H166L165 179H166V177H167V176H165L166 171H163ZM179 173H180V172H179ZM181 173H182V172H181ZM196 173H198V172H196ZM199 173H201V172H199ZM199 173H198V174H199ZM208 173H209V172H208ZM210 173H211V172H210ZM135 174H136V173H135ZM135 174H134V175H135ZM157 174H158V173H157ZM183 174H184V173H183ZM201 174H202V173H201ZM203 174H205V173H203ZM136 175H137V174H136ZM158 175H159V174H158ZM166 175H167V174H166ZM168 175H169V174H168ZM175 175H176V174H175ZM177 175H178V174H177ZM177 175H176V176H177ZM189 175H190V174H189ZM193 175H194V173H193ZM196 175H197V174H196ZM199 175H200V174H199ZM199 175H197V176L199 177ZM205 175H206V174H205ZM209 175H210V174H209ZM131 176H132V175H131ZM140 176H141V175H140ZM142 176H143V174H142ZM160 176H161V175H160ZM181 176H182V174H181ZM206 176H207V175H206ZM132 177H133V176H132ZM132 177H131V178H132ZM157 177H159V176H157ZM157 177H156V175H155V177H154V178H155L154 181L156 180ZM173 177H174V176H173ZM173 177H171V178H173ZM190 177H191V175L189 176L188 182H187V179H185L184 181H186L187 183H190L191 181H193ZM200 177H203V178H204L203 175H201ZM200 177H199L198 179H200ZM134 178H135V177H134ZM139 178H140V177H139ZM139 178H138V179H139ZM143 178H144V177H143ZM168 178H169V177H168ZM177 178H178V177H177ZM182 178H183V177H182ZM194 178H195V177H194ZM209 178H210V177H209ZM212 178H213V177H212ZM93 179H94V178H93ZM126 179H127V178H126ZM144 179H145V178H144ZM174 179H175V178H174ZM196 179H197V177H196ZM220 179H221V178H219V180H220ZM222 179H223V178H222ZM222 179H221V180H222ZM87 180H88V179H87ZM96 180H97V179H96ZM129 180H130V179H129ZM148 180H149V179H148ZM157 180H158V179H157ZM169 180H170V179H169ZM189 180H190V181H189ZM201 180H202V179H201ZM201 180H200V181H201ZM210 180L212 181V179H210ZM217 180H218V179H217ZM224 180H225V179H224ZM224 180H222V181H220V182H224ZM91 181H92V180H91ZM127 181H128V179H127ZM130 181H131V180H130ZM133 181H134V180H133ZM133 181H132V182H133ZM141 181H142V180H141ZM144 181H146V180H144ZM144 181H143V182H144ZM149 181H151V180H149ZM154 181L152 180L151 182H154ZM159 181L161 182L162 179L159 180ZM196 181H197V180H196ZM207 181H208V180H207ZM97 182H98V181H97ZM97 182H96V183H97ZM125 182H126V181H125ZM132 182H131V186L133 185L132 187H134V185H137V186H140V185H141V184H140V185H138V184H133ZM151 182H149V183H150L149 185H151ZM155 182H156V181H155ZM181 182H182V181H181ZM193 182H194V181H193ZM198 182H199V181H198ZM216 182H217V181H216ZM86 183H87V182H86ZM94 183H95V181H94ZM119 183H120V182H119ZM119 183H117V185H118ZM135 183H137V180H136ZM139 183H140V182H139ZM157 183L159 184L158 181H157L156 183H154V184H157ZM183 183H184V182H183ZM187 183L184 184V185H187ZM199 183H200V182H199ZM199 183H198V184H199ZM161 184H162V183H161ZM163 184H165V183H163ZM221 184H222V183H221ZM117 185H116V186H117ZM125 185H128V184L125 183ZM172 185H176V183H175V184H170V186H172ZM188 185H190V184H188ZM200 185H201V183H200ZM211 185H212V183H211ZM211 185H209V186H211ZM216 185H218V184H216ZM219 185H220V184H219ZM121 186L125 188V186L120 185V187H121ZM128 186H130V184H129ZM146 186H147V184H146ZM153 186L155 187V185H153ZM153 186H150V187L152 188ZM159 186H160V185H159ZM164 186H165V185H164ZM170 186H169V187H170ZM176 186H177V185H176ZM191 186H192V185H191ZM89 187H90V186H89ZM118 187H119V185H118ZM120 187H119V188H120ZM154 187H153V188H154ZM167 187H168V185H167ZM177 187H178V186H177ZM126 188H127V186H126ZM138 188H139V187H138ZM140 188H141V186H140ZM140 188H139V189H140ZM145 188H146V190H147V192H148V189H147L148 186L145 187ZM165 188H166V187H165ZM189 188H190V186H188V188H186V186H185V189H184V186L182 187L183 191H184V190L188 191L187 189H189ZM133 189H135V188H133ZM133 189H132V191H130V192H132V194H133ZM139 189H137V190H139ZM143 189H144V187H143ZM149 189H150V188H149ZM174 189H175V188H174V186H173L172 189L169 188V191H170V190H174ZM191 189H192V187H191ZM191 189H190V190H191ZM212 189H213V188H212ZM122 190L124 191L123 188H122ZM150 190H151V189H150ZM153 190H154V189H153ZM166 190H167V189H166ZM190 190H189V191H190ZM208 190H209V189H208ZM134 191H136V190H134ZM143 191H144V190H143ZM143 191H142V193L145 194L144 192H146V191H144V192H143ZM163 191H164V195H163V196H164V197L168 196V195L165 196V194H166L165 192H167V191H165V189H164ZM169 191H168V192H169ZM178 191H179V190H178ZM195 191H196V190H195ZM118 192H120V191H118ZM126 192H127V190H126ZM139 192H141V191L139 190L137 193L139 194ZM147 192H146V194H148ZM151 192L153 193V191H150L149 193L151 194ZM170 192H173V191H170ZM209 192H211V191H209ZM209 192H208V194H209ZM123 193H124V192H123ZM137 193H135V197H136V194H137ZM160 193H161V192H159V194H160ZM182 193H183V192H182ZM198 193H199V192H198ZM161 194H163V192H162ZM161 194H160V195H161ZM167 194H168V193H167ZM183 194H184V193H183ZM187 194H188V193H187ZM193 194H194V193H192L191 195H193ZM201 194H202V193H201ZM206 194H207V193H206ZM206 194H205V197H208ZM133 195H134V194H133ZM160 195H159V196H160ZM191 195H189V198H190ZM199 195H200V194H199ZM124 196H125V195H124ZM140 196L142 197V195H140ZM148 196H149V195H148ZM159 196H158V197H159ZM176 196H177V194H176V195L174 194V197H176ZM197 196H198V195H197ZM197 196H196V197H197ZM210 196H211V195H210ZM164 197H163V198H164ZM181 197H182V195H181ZM181 197H180V199L183 198V197H182V198H181ZM184 197H185V196H184ZM131 198H132V197H131ZM143 198H145L144 195H143ZM155 198H157V197H155ZM155 198H154V199H155ZM191 198H192V197H191ZM209 198H210V197H209ZM150 199H151V198H150ZM157 199H158V198H157ZM160 199H161V198H159V200H160ZM200 199H201V197H200ZM211 199H212V198H211ZM140 200H141V199H140ZM147 200H148V199H147ZM194 200H195V198H194ZM209 200H210V199L207 198V201H209ZM190 201H191V200L189 199V202H190ZM211 201H212V200H211ZM180 202H182V201H180ZM153 203H154V202H153ZM192 203H193V202H192ZM138 204H139V202H138ZM181 204H185V203L183 202V203H181ZM188 204H189V203H188ZM208 206H209V205H208ZM169 208H170V207H169ZM206 208H208V207H206ZM172 209H173V207H171V210H172ZM198 209H199V207H198ZM141 210H142V209H141ZM143 210H144V209H143ZM150 210H151V209H150ZM169 210H170V209H169ZM204 211H205V210H204ZM172 213H173V212H172ZM193 213H194V212H193ZM162 214H163V213H162ZM164 214H165V213H164ZM164 214H163V216H164ZM168 214H169V213H168ZM195 214H196V213H195ZM195 214H194V215H195ZM181 215H182V214H181ZM140 216H141V215H140ZM165 216L168 218V215L165 214ZM183 217H184V216H183ZM167 218H166V219H167ZM184 218H185V217H184ZM184 218H183V219H184ZM141 219H142V218H141ZM231 219H232V218H231ZM143 220H144V219H143ZM149 220H150V219H149ZM164 220H165V218H164ZM201 221H202V220H201ZM195 222H196V221H195ZM195 222H194V223H195ZM191 223H192V222H191ZM192 224H193V223H192ZM164 226H165V225H164ZM194 226H196V225H194ZM194 226H193V227H194ZM204 226H205V225H204ZM202 227H203V226H202ZM190 228H191V227H190ZM187 231H188V230H187ZM193 231H194V229H193ZM152 232H153V231H152ZM183 232H184V231H183ZM140 233H141V232H140ZM148 233H149V232H148ZM154 233H155V232H154ZM158 233H159V232H158ZM158 233H157V234H158ZM188 233H189V232H188ZM184 249H185V248H184ZM184 249H183V250H184ZM175 250H176V249H175ZM177 252H178V251H177ZM179 252H180V251H179ZM172 253H173V252H172ZM177 254H178V253H177ZM187 254H188V253H187ZM170 255H171V254H170ZM172 255H173V254H172ZM172 255H171V257H172ZM174 255H175V254H174ZM174 255H173V256H174ZM160 256H161V255H160ZM187 256H188V255H187ZM179 257H181V256H179ZM93 259H94V257H93ZM171 259H172V258H171ZM184 259H185V257H184ZM191 259H192V258H190L189 260L191 261ZM174 260H175V259H174ZM187 260H188V259H187ZM99 261H100V260H99ZM90 263H92V262H90ZM189 263H190V262H189ZM57 264H58V263H57ZM181 264H183V263H181Z\"/></svg>", "mask_w": 264, "mask_h": 264}, {"label": "rangeland", "instance_id": "374dc122", "mask_svg": "<svg viewBox=\"0 0 264 264\" xmlns=\"http://www.w3.org/2000/svg\"><path fill=\"white\" fill-rule=\"evenodd\" d=\"M68 13L70 14V12H67V16H69ZM67 19H69V17H67ZM69 21H70V19L66 22V24H68ZM66 24L62 27L63 29H64V27H65V29L67 27L70 28L71 24L69 23L70 24L69 26ZM53 28L52 27L48 28V31L52 32L51 33L52 35H53V32L55 31V29L57 31L60 29L59 27H53ZM62 28L60 29V32H63ZM34 40L38 44L36 42H34ZM34 40L31 41L33 43H31V42H28L26 44L24 43L22 46L23 48L21 47V50L23 49L22 53H24V54L26 53V56L23 54L24 58L27 57L29 59V60L28 59L27 60L30 62V63L28 61L26 62L27 67L29 69L28 68L26 69L28 72L24 69V71H26V73H27L26 74L24 72L25 75L23 73V75L25 77L24 76L21 77L19 75L20 76L19 82L21 80L23 84L35 83L34 82V78H35L34 66H35V62H36L35 61L36 53H38V51L41 48H44L47 45L46 49L44 48V49H41L39 51V52H45V50H47L50 47L49 46L50 43L54 42L53 40H48V41H44V43H43V41H41L40 39L39 40L34 39ZM39 41H40V43H39ZM29 43H30V45H29ZM35 45H36V47L37 46L38 47L36 48ZM25 46L26 47L28 46V47L25 48ZM29 46H31V47H29ZM29 48H31V50ZM32 48H34V50H36V51H33ZM26 49H27V52L25 51ZM23 51H25V52H23ZM30 59H32V60H30ZM30 67H32L33 70H31ZM26 75H27V77H26ZM6 79H9V77ZM0 84L2 86V81L0 82ZM254 97H257V98L261 99L262 101H264V92L258 93V94L233 93V94H229L228 99L243 100V99H251ZM236 112H238V110H236ZM260 115L264 118V108L262 110H260ZM257 128H261L262 132L264 133V124L261 126H258ZM248 142L251 144L255 143L253 140H249ZM257 143H260V142H257ZM262 143L264 145V142H262ZM263 148H264V146H263ZM96 216H98L97 213L87 204H82L75 211H71L68 208L63 210L61 207H59V208H55V210L53 212H51V210H47L46 205H39V207H38V218H39L38 221L35 222V224L33 225V228L30 227L28 229H25V227H24V229H22V232L23 233H28L31 231L34 232L36 229L43 228L45 233H47V235H48V236L47 235L44 236V245L51 246V247H53V249L58 250V252L56 253V255L52 259V260H55L58 264H61L68 257L69 252H67V251L70 250V248H72V247L77 250V251H74V255L80 254L83 257L81 259L82 264H98L99 262H101L105 259L101 252H97V251L93 250V247H94L93 243L95 241L96 242L100 241V237H95L94 234H89V235H87V237L91 239V242L84 243V242H82V240L79 238L78 235H73V233L69 232V230L67 228L71 224H78V225L88 224L91 221H93ZM58 231H60V234ZM64 231H66V232H65V234L62 235V233ZM101 237L106 238L111 243H113L117 248L120 249V247L122 245L121 238H119L117 236H109V235L108 236L103 235ZM25 238L26 237H23V240H25ZM71 243H74V244H71ZM183 249L184 248H182L181 250H179V249L175 250L174 248H172V249L171 248H165L159 242H155L149 247L148 258L150 261H152V264H181V263H183V264H206V260L204 259V257L202 255H200V254L194 255L189 250H187V249L183 250ZM170 254L171 255L175 254V255L174 256L172 255V257H171ZM179 256H181V257H179ZM93 257H94V259H93ZM184 257H185V259H184ZM190 258H192L191 261L189 260ZM90 262H92V263H90Z\"/></svg>", "mask_w": 264, "mask_h": 264}]
</instances>
